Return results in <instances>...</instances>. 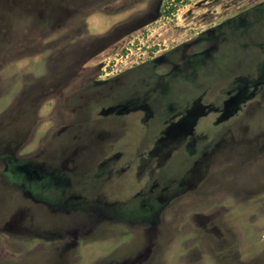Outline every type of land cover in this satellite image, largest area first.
<instances>
[{
  "label": "rangeland",
  "instance_id": "rangeland-1",
  "mask_svg": "<svg viewBox=\"0 0 264 264\" xmlns=\"http://www.w3.org/2000/svg\"><path fill=\"white\" fill-rule=\"evenodd\" d=\"M0 264H264V0H0Z\"/></svg>",
  "mask_w": 264,
  "mask_h": 264
},
{
  "label": "flooded vegetation",
  "instance_id": "flooded-vegetation-1",
  "mask_svg": "<svg viewBox=\"0 0 264 264\" xmlns=\"http://www.w3.org/2000/svg\"><path fill=\"white\" fill-rule=\"evenodd\" d=\"M199 41H202V44H208L201 49H230L231 47L237 49L236 46L239 43V32L235 29L225 30L222 25L217 29L208 30L207 33L204 32L198 37L196 44H198ZM193 47L195 48L196 45L188 44L187 49H193Z\"/></svg>",
  "mask_w": 264,
  "mask_h": 264
}]
</instances>
